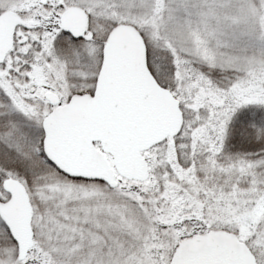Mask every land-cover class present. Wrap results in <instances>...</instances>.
Masks as SVG:
<instances>
[{"label": "snow or ice", "instance_id": "6c2138e0", "mask_svg": "<svg viewBox=\"0 0 264 264\" xmlns=\"http://www.w3.org/2000/svg\"><path fill=\"white\" fill-rule=\"evenodd\" d=\"M0 264H264V0H0Z\"/></svg>", "mask_w": 264, "mask_h": 264}]
</instances>
